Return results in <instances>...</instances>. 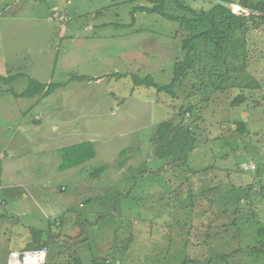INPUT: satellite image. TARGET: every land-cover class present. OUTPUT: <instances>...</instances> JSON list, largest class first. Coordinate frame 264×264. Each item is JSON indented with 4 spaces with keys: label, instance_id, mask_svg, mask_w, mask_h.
Masks as SVG:
<instances>
[{
    "label": "rangeland",
    "instance_id": "obj_1",
    "mask_svg": "<svg viewBox=\"0 0 264 264\" xmlns=\"http://www.w3.org/2000/svg\"><path fill=\"white\" fill-rule=\"evenodd\" d=\"M180 1L197 16L217 4ZM259 1L229 0L238 9L223 53L217 15L174 99L131 75L169 85L182 41L207 25L133 13L152 7L145 0H0V264L47 248L44 264H208L218 239L233 245L235 264L261 260L264 20L250 9ZM30 80L64 86L20 97ZM165 122L171 132L158 141ZM81 142L94 158L60 170L61 149ZM209 221L240 223L241 237L208 234Z\"/></svg>",
    "mask_w": 264,
    "mask_h": 264
},
{
    "label": "trees",
    "instance_id": "obj_2",
    "mask_svg": "<svg viewBox=\"0 0 264 264\" xmlns=\"http://www.w3.org/2000/svg\"><path fill=\"white\" fill-rule=\"evenodd\" d=\"M145 1L151 4L152 7L150 8L149 7H136L133 9V13L134 12H144L147 14H156L167 21L175 22L181 26H187L189 28H193L195 26L203 27L204 25L208 26V30L206 32H203L197 35L188 36L182 41L181 51L186 52V55L182 61L175 63L173 67V80L169 85L159 86L158 84L154 82V80L150 76H146L145 78L141 79L137 75H131V80L135 86L152 87L156 89L158 92H165L166 94L170 95L172 98L175 99L176 95L174 92V88L181 82L186 71L189 70L194 64L193 52L195 50V43L198 41L205 40L207 36H209L210 34H213L214 31L217 30L219 25L216 21V16L221 15L223 31L220 33V35L215 40L216 57L219 58L224 51L223 48H224L226 41L229 40V30L231 26V21L233 18H235V15H233L231 11L227 10L221 5L216 4L206 15L197 16L189 8L184 7V5L181 3L180 0H172L173 4L180 11L190 13L195 18V19H190L186 17L177 16L174 14H169L167 12L165 0H145ZM221 1L229 3V0H221ZM250 9L253 10L254 12L264 13V0H260L256 5L252 6ZM256 18L260 20H264V16H257ZM117 76L122 77V75H117ZM74 79L83 81V80H86V77L77 76V77H74ZM1 80L2 78L0 77V81ZM62 86L64 85L44 84V83H39L35 80H30L29 86L20 94V97L32 98V97H35L41 94H43V96L46 97L51 94L54 88L62 87ZM235 103L236 104L240 103V101H237ZM170 127H171V124L166 123V122L162 123L159 126L157 130L158 135H156L158 141H162L166 133L168 132L167 134H169L171 132V131L170 132L168 131ZM242 131H243V128L240 127L239 132H242ZM160 143H163V142H160ZM156 148H157V151H156L157 153L158 150L160 149H158V147ZM61 151H62V157H61L62 164L59 169L62 171L79 167L83 165L85 162H87L88 160L93 159L95 156L91 143H87V142L78 144V145L65 147ZM160 151L163 152L162 149ZM122 154H124V152H122ZM167 157H168L167 155H164L161 158H167ZM218 224H221V225L219 226ZM238 224L237 223H210L209 221L208 223H206V228L209 231L208 234L212 232V234L215 236L217 235L221 237L234 236L233 234L237 232L239 237H241V226H238ZM222 225H228V227L222 228L221 227ZM233 225L236 226L237 228H235ZM241 239L242 238H239V242ZM180 241L182 240L178 241V245L181 248ZM217 242L219 243V245H217L218 249L216 250L214 254L211 251L208 264H235L233 261L229 260L230 258H232L231 252H233V250H229V249L232 248L233 245L223 239H218ZM241 242L243 241L241 240ZM220 243L222 244V246L220 245ZM176 247H177V243L175 244V248ZM209 247H213V246L210 245ZM253 250L257 252L261 250L260 254H258L259 255L258 257H260L261 260L262 258H264V248L263 247L261 248L253 247ZM251 254L252 253H250V255ZM182 256L183 255H181V258ZM176 259L177 260L175 262L177 263L175 264H195V262H193V259L191 260L186 259V258L180 259V260H178V258ZM261 260H258L254 256V259L251 262L238 263V264H257ZM91 263L100 264L98 263L96 259H93ZM103 264H108V262L105 261V263Z\"/></svg>",
    "mask_w": 264,
    "mask_h": 264
},
{
    "label": "built area",
    "instance_id": "obj_3",
    "mask_svg": "<svg viewBox=\"0 0 264 264\" xmlns=\"http://www.w3.org/2000/svg\"><path fill=\"white\" fill-rule=\"evenodd\" d=\"M47 250H33L23 253L13 252L9 264H44Z\"/></svg>",
    "mask_w": 264,
    "mask_h": 264
},
{
    "label": "water",
    "instance_id": "obj_4",
    "mask_svg": "<svg viewBox=\"0 0 264 264\" xmlns=\"http://www.w3.org/2000/svg\"><path fill=\"white\" fill-rule=\"evenodd\" d=\"M217 4L221 5L222 7L226 8L227 10L231 11L233 10V6L228 2H223L221 0H215ZM254 13V12H253ZM255 14L259 16H264V13L255 12Z\"/></svg>",
    "mask_w": 264,
    "mask_h": 264
},
{
    "label": "crops",
    "instance_id": "obj_5",
    "mask_svg": "<svg viewBox=\"0 0 264 264\" xmlns=\"http://www.w3.org/2000/svg\"><path fill=\"white\" fill-rule=\"evenodd\" d=\"M82 143H86V142H81V143H79V144H82ZM92 143V142H91ZM75 145H78V144H75ZM71 146H73V145H71ZM62 150V149H61Z\"/></svg>",
    "mask_w": 264,
    "mask_h": 264
},
{
    "label": "bare ground",
    "instance_id": "obj_6",
    "mask_svg": "<svg viewBox=\"0 0 264 264\" xmlns=\"http://www.w3.org/2000/svg\"><path fill=\"white\" fill-rule=\"evenodd\" d=\"M234 9H238L236 6L233 7Z\"/></svg>",
    "mask_w": 264,
    "mask_h": 264
}]
</instances>
